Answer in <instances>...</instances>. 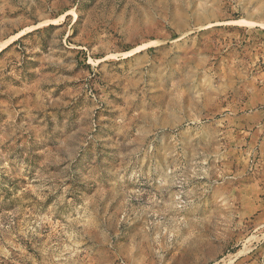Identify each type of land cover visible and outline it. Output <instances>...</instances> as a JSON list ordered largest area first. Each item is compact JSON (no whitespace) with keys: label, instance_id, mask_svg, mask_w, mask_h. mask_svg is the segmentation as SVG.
<instances>
[{"label":"rangeland","instance_id":"374dc122","mask_svg":"<svg viewBox=\"0 0 264 264\" xmlns=\"http://www.w3.org/2000/svg\"><path fill=\"white\" fill-rule=\"evenodd\" d=\"M187 261L264 264V0H0V264Z\"/></svg>","mask_w":264,"mask_h":264},{"label":"crops","instance_id":"0c3cea01","mask_svg":"<svg viewBox=\"0 0 264 264\" xmlns=\"http://www.w3.org/2000/svg\"><path fill=\"white\" fill-rule=\"evenodd\" d=\"M185 264H195V263L194 262H191V261H187V262H185Z\"/></svg>","mask_w":264,"mask_h":264}]
</instances>
